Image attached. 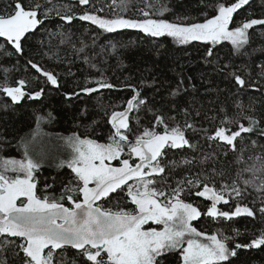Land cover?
Here are the masks:
<instances>
[{
	"label": "trees",
	"instance_id": "16d2710c",
	"mask_svg": "<svg viewBox=\"0 0 264 264\" xmlns=\"http://www.w3.org/2000/svg\"><path fill=\"white\" fill-rule=\"evenodd\" d=\"M14 2L0 0V14L11 10ZM235 2L127 0V9L121 11L120 0H89L88 5L66 0H23L26 10L39 5L38 18L44 23L33 30L34 34L23 39L22 54L6 38L0 37V170H3L4 161L21 158L22 142L38 127L50 136L77 137L108 144L115 131L109 122L112 112L124 111L127 101L139 92V99L145 103L129 113L131 131L122 130L130 141H134L135 136L145 128L153 126L157 132L163 133L164 125L156 124V116L163 117L169 127H184L186 123L193 125L184 128V131L190 145L196 147L186 145L183 149L169 150L162 160L165 172L154 177L157 181L166 177V183H157L156 187L168 191V185L174 188L177 181L195 179L197 173L212 175L217 188L221 184H230L237 172L251 163L249 157L264 154V134L261 133L264 129V25H254L249 29V43L240 52H235L229 42L217 45L200 41L178 44L172 37L153 38L139 29H117L109 33L79 17L88 12L105 19L117 15L138 19L144 18L139 11L143 10L149 12L152 18H163L169 22H179L178 18L203 22L206 17L212 18L217 14L216 5L219 3ZM160 6L166 7L167 11L157 16L156 10ZM49 9L53 11L45 20L44 13ZM57 10L61 16L72 15L73 20H62L56 15ZM250 19H264V0H249L247 5H242L233 14L230 26L234 28ZM62 39L66 42L61 43ZM80 48H83L82 52ZM208 48H213L215 53L210 58L211 63L205 59ZM30 60L43 71L52 73L58 86L52 85L42 72L33 69L28 63ZM224 65L232 67L219 71ZM234 71L248 81L247 89H239L234 78L228 76ZM20 80L26 82L22 89L26 95L13 101L3 89L6 86L19 87ZM99 80L113 84L114 88L75 95L85 86L97 88L96 81ZM36 92L42 94L29 98ZM246 117L255 119L257 127L252 133L242 134V140L238 138L235 141V150L223 142L207 139L217 127L238 130L237 124H222V121H239L247 127ZM253 141L256 142L255 147ZM127 152L125 148L121 159L129 158ZM205 154H209L211 159L203 164L180 163L189 158L202 160ZM54 161L42 163L33 171L36 194L41 199L48 197L71 207L73 200H82L78 191L82 182L71 168L56 165ZM172 161L176 162V166L170 163ZM213 169L217 175H213ZM221 172L223 175H219ZM18 174L20 177L23 175L11 169L6 172L11 178ZM198 190H202V185H195L191 191L181 193L186 203H192L201 212V216L192 222L197 231L229 237V248H235L237 244H251L264 231V219L258 212L261 201L253 189H248L243 203L254 207L256 215L234 217L232 220L207 216L211 201L197 196L195 193ZM229 202L231 208L223 203L217 207L222 211L234 210L237 201L231 199ZM99 203L113 211L120 208L135 211L125 187L123 191L110 193ZM4 239L13 238L0 237V244ZM15 239L19 243V238ZM84 260L76 249L65 247L55 250L52 264H84ZM229 261L231 264H264V245L239 248L237 255L229 257ZM0 264H23V253L12 244L4 245L0 250ZM158 264H180L179 253L162 254L158 257Z\"/></svg>",
	"mask_w": 264,
	"mask_h": 264
},
{
	"label": "snow or ice",
	"instance_id": "6c2138e0",
	"mask_svg": "<svg viewBox=\"0 0 264 264\" xmlns=\"http://www.w3.org/2000/svg\"><path fill=\"white\" fill-rule=\"evenodd\" d=\"M79 3L88 5L89 0H79ZM248 3L249 0L219 3L216 5L217 14L212 18L206 17L202 23L192 22L190 18H178L179 22H169L163 18H152L149 12L143 10L139 11H142L144 18L138 19L123 18L119 15L105 19L88 12L79 19L91 21L92 24L109 33L117 29H139L153 38L172 37L178 44L200 41L217 45L221 41H228L235 52H240L249 43L248 30L254 25H264V19H250L234 28L230 27L233 14L242 5ZM119 7L121 11L126 10L127 0H120ZM148 7L154 6L148 5ZM38 8L39 5L34 9L26 10L23 0H15L11 10L0 14V37L12 43L18 53H23V39L34 34L33 30L38 26H43L44 20L38 18ZM52 11L49 9L44 13L45 20ZM166 11V7L160 6L156 10V15L162 16ZM56 15L69 22L74 18L72 15L61 16L58 10ZM65 42V39L61 40V43ZM79 51L82 52L83 48ZM214 55V49L208 48L205 59L211 63L210 58ZM85 61L87 62V57ZM28 63L37 72H42L52 85L58 86V81L52 73L43 71L31 60ZM230 67L232 66L224 65L218 70L226 71ZM262 74H264V66H262ZM228 76L234 78L235 85L239 89H247L248 81L242 78L241 74L234 71L228 73ZM25 83L24 80H20L19 87L6 86L3 91L13 101H18L26 95L22 90ZM96 83L97 88L85 86L75 95L92 94L101 89L114 88L113 84L103 80ZM41 94L36 92L29 98H36ZM139 95V92H136L127 101L124 111L112 112L109 122L115 131L109 137L108 144H98L92 140H79V138L72 143L76 155L67 164L82 182L83 186L78 191L83 199L73 200L71 207H65L48 197L41 199L37 196L36 185L32 182L36 165L27 158V153H25L26 162L4 161L3 170H0V237L13 239H4L3 244H0V250L4 245L12 244L18 252L23 253V264H52L55 250H63L66 246L76 249L85 258L84 264L89 262L91 264H158V257L169 252L179 253L180 264H225V262L231 264L229 257L236 256L237 249L264 245V231H261L251 244H237L235 248H229V237H224L222 234L206 235L202 231H197L192 226V222L201 216V212L192 203H186L181 198L182 192L191 191L195 185H202V190L196 191L195 194L211 201L207 208V216L225 220L240 216L253 217L257 210L243 203L247 199L248 189L251 188L261 201L258 212L261 219H264V154L249 157L251 163H247L237 172L230 184H221L218 188L214 186L213 176L203 173H197L195 179L186 178L177 181L174 188L168 185V191L157 188V183H166V177H161L159 181L154 177L165 172L162 160L167 152L183 149L186 145L196 147L190 145L184 131V128H191L193 125L186 123L184 127L180 125L169 127L163 117L156 116V124L164 125L163 133L157 132L153 126L151 129L145 128L140 135L135 136L134 141H130L122 130L131 131L128 122L129 113L145 103L143 99H139ZM246 119L247 127L239 121H222V124H237L238 130L217 127L207 139L223 142L225 146H232L235 150V141L238 138L242 140V134L252 133L257 127L255 119L252 117ZM261 133L264 134V129H261ZM253 146H256L255 141ZM125 148L128 149L129 158L120 159ZM133 156L137 158L134 165L129 162ZM117 159H120L121 166H111L110 162ZM209 159L211 156L205 154L202 160L195 161L189 158L181 160L180 163L203 164ZM170 163L176 166L175 161ZM10 169L23 173L24 178L19 174L15 178L8 177L6 172ZM213 175H217L215 169ZM219 175H223V172ZM90 185L94 186L90 187ZM124 187L127 188V196L135 205L134 212L122 208L113 211L99 203L102 198L109 197L110 193L123 191ZM69 199L72 200V197L69 196ZM231 199L237 201L234 210L222 211L217 207L223 203L231 208L229 202ZM149 221L163 227L159 230L156 227L145 230L143 226ZM15 238H19V243H16Z\"/></svg>",
	"mask_w": 264,
	"mask_h": 264
},
{
	"label": "rangeland",
	"instance_id": "374dc122",
	"mask_svg": "<svg viewBox=\"0 0 264 264\" xmlns=\"http://www.w3.org/2000/svg\"><path fill=\"white\" fill-rule=\"evenodd\" d=\"M221 42H228V41H221ZM76 138L77 137H69V136H66V137L65 136H50L46 134L45 132H43V130L38 127L33 132H31L30 135H28L26 139L22 142V145L20 148L21 158L18 161L26 162L25 153H27V158L30 159L36 165V168H39L42 163L52 162L53 159H55L54 163L56 165L63 164L65 166H68L67 162L70 161L76 155V153L74 152L72 148V143L76 142ZM79 140H87V139H79ZM103 145H106V144H103ZM129 162L130 164L134 165L135 162H137V158L133 156L130 158ZM106 163L108 162L106 161ZM110 164L113 167L121 166L120 162L116 163L115 160L111 161ZM21 178H24V174L21 176ZM93 186L94 185H90V187H93ZM126 192H127V188H126ZM128 211H132V210H128ZM146 225L150 226L148 228L156 227L158 230L163 227L162 225H156L151 221H149L148 224ZM146 225L143 226L145 230L148 229L146 228ZM105 259H106V256H105Z\"/></svg>",
	"mask_w": 264,
	"mask_h": 264
},
{
	"label": "water",
	"instance_id": "95a60500",
	"mask_svg": "<svg viewBox=\"0 0 264 264\" xmlns=\"http://www.w3.org/2000/svg\"><path fill=\"white\" fill-rule=\"evenodd\" d=\"M68 2H72V3H79V0H66ZM66 207V206H65ZM66 247H71V246H66Z\"/></svg>",
	"mask_w": 264,
	"mask_h": 264
}]
</instances>
